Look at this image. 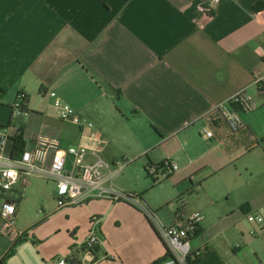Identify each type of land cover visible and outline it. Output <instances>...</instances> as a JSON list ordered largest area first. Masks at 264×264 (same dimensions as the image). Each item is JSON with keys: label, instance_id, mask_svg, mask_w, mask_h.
I'll use <instances>...</instances> for the list:
<instances>
[{"label": "crops", "instance_id": "0c3cea01", "mask_svg": "<svg viewBox=\"0 0 264 264\" xmlns=\"http://www.w3.org/2000/svg\"><path fill=\"white\" fill-rule=\"evenodd\" d=\"M204 1L0 0V126L24 92L30 115L19 120L23 152L42 136L65 146L87 143L88 129L60 119L55 92L93 124L110 164L124 147L131 151L119 188L168 226L202 215L191 242L202 251L197 264H264V231L251 236L257 227L245 217L264 205V9L253 10L264 0H223L211 17L198 11ZM242 91L257 108L239 112L244 128L233 132L215 108ZM14 145L10 140L6 152L19 158ZM168 158L179 170L155 183L147 169ZM29 178L21 180L30 185ZM17 196L8 192L0 206L12 201L18 213ZM179 200L187 204L180 220ZM87 211L101 233L96 258L82 264H154L166 255L152 221L135 206L96 201ZM109 221L104 235L100 226ZM47 225L31 233L17 227L25 236L15 241L0 232V264L70 259L75 240L67 233L58 245Z\"/></svg>", "mask_w": 264, "mask_h": 264}, {"label": "built area", "instance_id": "2783aa9c", "mask_svg": "<svg viewBox=\"0 0 264 264\" xmlns=\"http://www.w3.org/2000/svg\"><path fill=\"white\" fill-rule=\"evenodd\" d=\"M223 0H205L198 6L200 14L211 17L215 7ZM200 28L205 29L202 24ZM257 78L256 83H261ZM264 87V86H263ZM50 96L55 99V106L63 122L82 126L89 130L87 143L79 145H63L62 142L47 137H40L31 149L25 150L19 158L12 157L6 152V145L10 140L22 136V126L19 120L28 117L26 109V94L20 92L12 105V119L9 124L0 126V199L14 190L22 176L43 177L56 184V203L58 209L70 208L89 204L92 201L126 202L143 211L152 221L160 239L166 245V255L154 264H192L202 257L201 250H194L191 242L196 237L202 220L200 213H195L185 224L165 225L154 215L153 211L135 193L126 192L118 187L116 179L120 176L124 166L119 162L115 166L103 156L105 141L94 130L93 124L80 117L74 108L57 98L55 92ZM252 96L242 91L229 101L218 105L215 110L220 113L222 121L233 132L244 128L239 112H252L256 109ZM208 138L212 133L203 130ZM118 164L120 166H118ZM179 170V166L168 158L159 166L151 165L147 169L148 176L155 183L168 178ZM179 207L176 218L184 217L187 204L184 200L178 201ZM17 207L12 201H4L0 206L1 234L9 240L15 241L24 237L16 226ZM246 220L257 227L250 232L256 236L264 231V205L246 214ZM99 240L95 232L81 245V252L85 260L93 261L96 258ZM79 251V252H80ZM71 260V259H69ZM69 260L59 259L57 264H69Z\"/></svg>", "mask_w": 264, "mask_h": 264}, {"label": "rangeland", "instance_id": "374dc122", "mask_svg": "<svg viewBox=\"0 0 264 264\" xmlns=\"http://www.w3.org/2000/svg\"><path fill=\"white\" fill-rule=\"evenodd\" d=\"M122 153L119 158L114 163L119 162V164H125L130 160L132 153L127 148L122 149ZM118 164V166H120ZM152 179V178H151ZM153 180V179H152ZM31 182L30 185H26L24 181L20 180L15 186V191H17V204L19 211L16 216L17 227L20 230L27 231L31 233L34 226L41 224V222H46V234L53 232V237H58L56 243L58 245H63L66 242L67 233L73 238L74 244L70 247V259L75 258L76 249L81 250V245L89 238L90 233L93 231L98 237L100 235L98 219L95 218L94 214H90L87 209L89 204L82 206L58 209L56 203V184L48 181L46 179L31 177L29 178ZM162 180L159 182L161 183ZM159 182H157L159 184ZM113 202V201H110ZM84 208V209H83ZM76 213L70 214V210H76ZM89 222V225H88ZM111 222L109 221L105 226H100L102 228V233L107 235L111 232ZM87 227H90L87 229ZM88 230V232H87ZM77 231L78 238L74 239V232ZM86 233L87 238L81 239V236ZM99 234V235H98ZM121 240L125 238V232L118 234ZM130 243H126L129 246ZM51 245L50 247H53ZM72 251V252H71ZM83 252L80 251L78 255V260L83 259ZM62 258V256L60 257ZM62 259H65L63 257ZM56 264V261L54 262Z\"/></svg>", "mask_w": 264, "mask_h": 264}, {"label": "trees", "instance_id": "16d2710c", "mask_svg": "<svg viewBox=\"0 0 264 264\" xmlns=\"http://www.w3.org/2000/svg\"><path fill=\"white\" fill-rule=\"evenodd\" d=\"M264 9V3H258L253 10L254 11H260ZM24 143L22 140V136H19V138H17L15 140V145H14V150H13V156H17L19 152H23L24 150ZM201 257H199L197 260L193 261L192 264H197V262L199 261ZM69 260V259H68ZM69 264H82L77 258L71 259L69 260Z\"/></svg>", "mask_w": 264, "mask_h": 264}]
</instances>
